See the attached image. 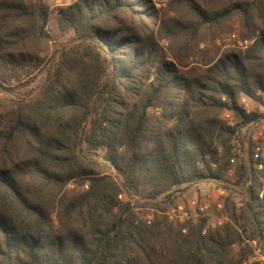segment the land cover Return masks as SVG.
<instances>
[{
  "label": "trees",
  "instance_id": "1",
  "mask_svg": "<svg viewBox=\"0 0 264 264\" xmlns=\"http://www.w3.org/2000/svg\"><path fill=\"white\" fill-rule=\"evenodd\" d=\"M51 1L0 0V95H10L0 98V264H233L238 228L263 243L251 148L232 180L223 171L258 117L236 101L264 90V0H167L160 10L153 1L165 0H61L72 1L58 10L66 43L47 30ZM234 13L241 38L256 41L244 54L206 50L205 68L190 67L200 38ZM35 73L41 88L23 91ZM220 179L250 184L238 196L216 182L229 221L206 234L205 220L147 223L134 212Z\"/></svg>",
  "mask_w": 264,
  "mask_h": 264
},
{
  "label": "built area",
  "instance_id": "2",
  "mask_svg": "<svg viewBox=\"0 0 264 264\" xmlns=\"http://www.w3.org/2000/svg\"><path fill=\"white\" fill-rule=\"evenodd\" d=\"M258 37V32L252 37L245 38H239L238 36L233 35L232 47L240 54H244ZM236 103L246 116H251L253 114L258 115L257 121L250 122L248 126L250 128L249 131H251V129L259 128V131L252 132L251 134V139L253 141L251 157L254 162L255 170L261 174V184L264 185V129L259 125V123H264V90H258L252 98L240 93L237 97ZM221 120L227 126H233V117L228 110H224L221 113ZM220 155L221 154H219V156ZM242 158H244V155L239 149H237L235 154L228 159V163L223 171L224 179L232 180L235 177L239 170ZM210 166L211 168L216 169L218 163L211 161ZM213 182L223 183V179ZM249 184V180L245 181L243 188H246ZM208 187L209 186L207 185H202L195 189L192 196L186 197L183 202H176L162 215H164L169 222L179 225H183L187 222L195 224L199 220H205L202 229L203 234H206L209 230L221 227L229 221L224 214V201L219 196L211 194ZM261 196L262 194L259 195V197ZM118 199L122 200L121 194L118 196ZM240 206V203H236L237 209H239ZM211 208L218 213L214 222H210L207 219L208 212ZM152 219L153 217L148 215L144 221L149 223ZM237 231L243 244L247 246L250 253L247 257L234 261L233 264H264V241L263 243H260L257 239L252 238L249 232H245L242 228H238ZM183 232H185V229Z\"/></svg>",
  "mask_w": 264,
  "mask_h": 264
},
{
  "label": "rangeland",
  "instance_id": "3",
  "mask_svg": "<svg viewBox=\"0 0 264 264\" xmlns=\"http://www.w3.org/2000/svg\"><path fill=\"white\" fill-rule=\"evenodd\" d=\"M165 0L164 2H158V1H153L154 7L156 10H160V9H164L165 4H166ZM72 3V1H61V0H56V1H51L50 2V15H49V21H48V25H47V30L50 34V36L52 37L53 41L59 42V43H66L68 42L71 38H72V33L71 32H67V31H63L61 30V28L59 27V23H58V10L60 8H63L67 5H70ZM162 15V14H161ZM179 18L180 15L177 14L175 15L174 13H169L168 18H172V17H176ZM226 27L222 30H220L217 34H210L209 36H205L203 35L199 42H198V46L196 47V49L194 50L192 56L189 59V63H190V67H198V68H205L203 66V58H202V52L204 51H209L208 53V58L210 57H214V58H218L221 57L224 54H227L231 51H234L235 49L232 47V42H233V35L238 36L239 38H241V24H240V16L237 13H234L228 20V22L226 23ZM159 45L162 49V51L166 54V56L168 58H171L170 54H169V46L165 41L163 40H159ZM36 77L34 81L31 82L30 77L23 79L22 82L24 84H26V82H30L28 85H26L24 88H22L23 91H28V90H39L41 88V85L43 84L44 81V74L42 73H35ZM4 98H7L5 96H9L8 94L3 95ZM2 95H0V98L3 97ZM12 98V97H11ZM152 113V111L150 112ZM264 123H259V125L261 126L262 129H264ZM259 131V128H255V129H251V131H242L241 134V139L243 141V144L240 146L241 149H239L241 151V153L244 155V158L241 159V161L243 159L246 158L247 152L250 150V148L252 147L253 141L251 139V134L252 132H256ZM240 161V162H241ZM101 171H106V168H101ZM225 182V183H224ZM228 185H227V184ZM223 185H226L230 188H233L238 196L241 195V193L244 191V188L242 186H230L232 185L229 182L223 181L222 183ZM205 185L209 186V191L211 192V194H215L217 196H219L221 199H223L224 201V197L226 196V193H224L225 191L220 187L221 184H217L216 182H207ZM74 187V183H71L68 186V189H72ZM195 188L189 190L188 192H174L171 193V197L169 200L165 199V198H161L158 199L157 201L154 202H158L161 203V207H159V209L153 208L152 207V202L147 203L148 205H144V207H140V208H136L134 209V212L138 218V220H145L146 216L151 215L154 218L158 217V216H162V214L167 211L173 204H175L176 202H183L185 200L186 197H190L194 194ZM145 195V194H144ZM133 196H122V201L124 200L125 202H130L133 199ZM139 197H137L135 199L138 200ZM144 201H141V203L139 204H143ZM224 214H226V212L224 211ZM218 213L214 210V209H210L208 212V216L207 219L208 221H212L214 222V220L216 219ZM245 232H248L247 230H244ZM240 248H244V252H245V257H247V255L250 253L247 246L245 244H241L240 246H233L232 247V251L234 253V258L237 260L238 256V250ZM242 258V259H243Z\"/></svg>",
  "mask_w": 264,
  "mask_h": 264
}]
</instances>
